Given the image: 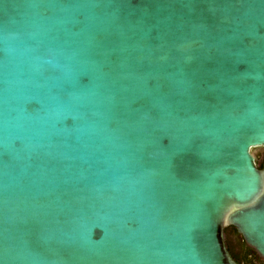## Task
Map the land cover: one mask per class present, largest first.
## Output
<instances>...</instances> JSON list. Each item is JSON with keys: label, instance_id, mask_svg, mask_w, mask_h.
I'll return each instance as SVG.
<instances>
[{"label": "water", "instance_id": "1", "mask_svg": "<svg viewBox=\"0 0 264 264\" xmlns=\"http://www.w3.org/2000/svg\"><path fill=\"white\" fill-rule=\"evenodd\" d=\"M264 0H0V264L264 259Z\"/></svg>", "mask_w": 264, "mask_h": 264}, {"label": "flooded vegetation", "instance_id": "2", "mask_svg": "<svg viewBox=\"0 0 264 264\" xmlns=\"http://www.w3.org/2000/svg\"><path fill=\"white\" fill-rule=\"evenodd\" d=\"M264 158V149L260 156H255V159L260 162ZM224 241L226 247L235 261L239 264H264V259L258 253L249 247L232 226H227L224 229Z\"/></svg>", "mask_w": 264, "mask_h": 264}, {"label": "rangeland", "instance_id": "3", "mask_svg": "<svg viewBox=\"0 0 264 264\" xmlns=\"http://www.w3.org/2000/svg\"><path fill=\"white\" fill-rule=\"evenodd\" d=\"M264 148H256L253 150L255 156H260Z\"/></svg>", "mask_w": 264, "mask_h": 264}, {"label": "trees", "instance_id": "4", "mask_svg": "<svg viewBox=\"0 0 264 264\" xmlns=\"http://www.w3.org/2000/svg\"><path fill=\"white\" fill-rule=\"evenodd\" d=\"M263 161H264V158L260 162H258V160L256 159V163L259 164V168L261 167Z\"/></svg>", "mask_w": 264, "mask_h": 264}]
</instances>
